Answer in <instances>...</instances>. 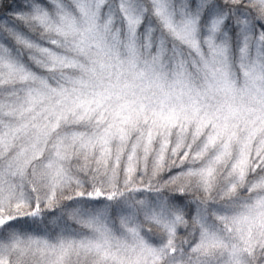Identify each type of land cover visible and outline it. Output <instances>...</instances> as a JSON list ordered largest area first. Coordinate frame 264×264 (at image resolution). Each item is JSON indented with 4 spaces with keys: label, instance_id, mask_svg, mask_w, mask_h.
Instances as JSON below:
<instances>
[{
    "label": "snow or ice",
    "instance_id": "obj_1",
    "mask_svg": "<svg viewBox=\"0 0 264 264\" xmlns=\"http://www.w3.org/2000/svg\"><path fill=\"white\" fill-rule=\"evenodd\" d=\"M0 264H264V0H0Z\"/></svg>",
    "mask_w": 264,
    "mask_h": 264
}]
</instances>
